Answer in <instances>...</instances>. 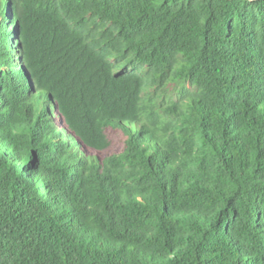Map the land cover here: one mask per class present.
Listing matches in <instances>:
<instances>
[{
	"label": "trees",
	"instance_id": "16d2710c",
	"mask_svg": "<svg viewBox=\"0 0 264 264\" xmlns=\"http://www.w3.org/2000/svg\"><path fill=\"white\" fill-rule=\"evenodd\" d=\"M0 264H264V0H0Z\"/></svg>",
	"mask_w": 264,
	"mask_h": 264
},
{
	"label": "rangeland",
	"instance_id": "374dc122",
	"mask_svg": "<svg viewBox=\"0 0 264 264\" xmlns=\"http://www.w3.org/2000/svg\"><path fill=\"white\" fill-rule=\"evenodd\" d=\"M173 87H174V85L173 84H170V86H169L170 92H171V90H172Z\"/></svg>",
	"mask_w": 264,
	"mask_h": 264
}]
</instances>
